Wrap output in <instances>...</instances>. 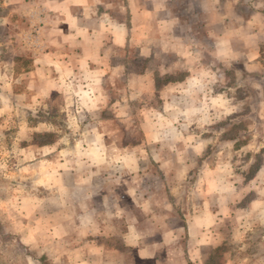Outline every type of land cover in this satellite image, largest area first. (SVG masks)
Returning a JSON list of instances; mask_svg holds the SVG:
<instances>
[{"label": "rangeland", "instance_id": "obj_1", "mask_svg": "<svg viewBox=\"0 0 264 264\" xmlns=\"http://www.w3.org/2000/svg\"><path fill=\"white\" fill-rule=\"evenodd\" d=\"M141 1L93 0L88 37L0 0V264H264L260 41Z\"/></svg>", "mask_w": 264, "mask_h": 264}, {"label": "crops", "instance_id": "obj_2", "mask_svg": "<svg viewBox=\"0 0 264 264\" xmlns=\"http://www.w3.org/2000/svg\"><path fill=\"white\" fill-rule=\"evenodd\" d=\"M127 1H135V6L134 8L132 7V10L135 9L136 12L139 11V0ZM204 1H210V25L220 23V10L223 12V14L224 11H226L229 14L226 17H229L234 21L236 20L242 25H245V28L250 31V38L258 37V41H260V44L257 47L258 52L254 59L250 58V55L248 54L250 53L249 49H251V46H253L250 40L248 44H246V48L242 49L240 57L244 62H249L246 63V65L253 62L252 60H255L257 62V60L259 59V66L263 67L264 69V0H198V6H202ZM37 2L45 7L47 11V17H49V20L51 22L49 24L52 27H54L55 24L62 25L63 28L66 29V31L70 30L71 32V30H77V27H80V23L84 19V14H86L87 11L91 10V4L93 0H37ZM195 2L197 3V0H195ZM98 3L99 4L97 5L100 6V2ZM141 3L142 4L140 6H143V8H145L146 10H151L152 12H155L157 9V7L155 6L152 8L149 7L150 4H148L149 1L147 2V0H142ZM200 10L202 9L200 8ZM184 11V9L179 10L180 13ZM97 17H99V15ZM100 21V19H96L93 22H89V25L86 26L88 27V33H86L88 34V37H91L93 34L92 32L94 31H101L102 27ZM84 28H80L78 30H83ZM259 36L261 38H259ZM247 47H249V49H247ZM164 232L167 231L164 230ZM168 235L171 234L164 233V236ZM130 245H133L134 247L136 245V241L131 242ZM136 248V252L139 254L141 253L143 255L142 257L144 258H154L158 254V251L155 250L153 246L142 247L139 245ZM142 249L145 250L147 254H145ZM207 260L202 261V264H206Z\"/></svg>", "mask_w": 264, "mask_h": 264}, {"label": "trees", "instance_id": "obj_3", "mask_svg": "<svg viewBox=\"0 0 264 264\" xmlns=\"http://www.w3.org/2000/svg\"><path fill=\"white\" fill-rule=\"evenodd\" d=\"M213 262H214V257L212 256V254H210L208 260L206 261V264L213 263Z\"/></svg>", "mask_w": 264, "mask_h": 264}]
</instances>
